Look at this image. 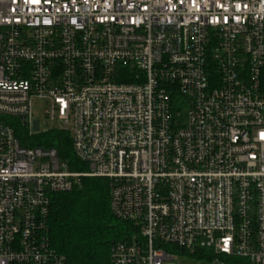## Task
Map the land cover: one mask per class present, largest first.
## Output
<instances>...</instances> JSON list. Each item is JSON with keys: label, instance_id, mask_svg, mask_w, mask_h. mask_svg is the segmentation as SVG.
Returning <instances> with one entry per match:
<instances>
[{"label": "built area", "instance_id": "obj_1", "mask_svg": "<svg viewBox=\"0 0 264 264\" xmlns=\"http://www.w3.org/2000/svg\"><path fill=\"white\" fill-rule=\"evenodd\" d=\"M39 102L86 171L16 136ZM262 133L264 0H0V264H67L51 197L84 178L138 232L110 264H264Z\"/></svg>", "mask_w": 264, "mask_h": 264}, {"label": "trees", "instance_id": "obj_2", "mask_svg": "<svg viewBox=\"0 0 264 264\" xmlns=\"http://www.w3.org/2000/svg\"><path fill=\"white\" fill-rule=\"evenodd\" d=\"M16 136L30 147L55 148L71 170L86 171L75 157L69 132L50 130L28 141L23 130L18 129ZM109 193L106 179L84 178L71 192L51 197L47 218L50 244L66 258L67 264H110L112 246L137 235L132 224L111 213Z\"/></svg>", "mask_w": 264, "mask_h": 264}, {"label": "rangeland", "instance_id": "obj_3", "mask_svg": "<svg viewBox=\"0 0 264 264\" xmlns=\"http://www.w3.org/2000/svg\"><path fill=\"white\" fill-rule=\"evenodd\" d=\"M42 105H43L42 102H39L36 105L34 118L40 121V131L39 132L43 133V132L50 131L54 126H57V124L46 119L45 108ZM34 132L38 133L37 131H34ZM168 264H210V263H208L207 261H198L196 258L179 257Z\"/></svg>", "mask_w": 264, "mask_h": 264}, {"label": "snow or ice", "instance_id": "obj_4", "mask_svg": "<svg viewBox=\"0 0 264 264\" xmlns=\"http://www.w3.org/2000/svg\"><path fill=\"white\" fill-rule=\"evenodd\" d=\"M31 3L39 4L40 0H30ZM261 138L264 139V133L261 134Z\"/></svg>", "mask_w": 264, "mask_h": 264}]
</instances>
